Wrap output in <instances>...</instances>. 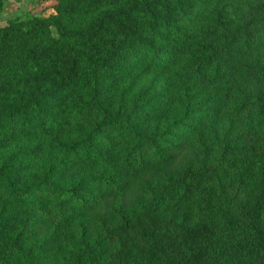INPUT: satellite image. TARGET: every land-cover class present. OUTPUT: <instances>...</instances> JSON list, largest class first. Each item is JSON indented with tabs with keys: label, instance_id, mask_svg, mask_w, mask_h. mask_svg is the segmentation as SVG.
Wrapping results in <instances>:
<instances>
[{
	"label": "trees",
	"instance_id": "16d2710c",
	"mask_svg": "<svg viewBox=\"0 0 264 264\" xmlns=\"http://www.w3.org/2000/svg\"><path fill=\"white\" fill-rule=\"evenodd\" d=\"M0 28V264H264V0H58Z\"/></svg>",
	"mask_w": 264,
	"mask_h": 264
},
{
	"label": "rangeland",
	"instance_id": "374dc122",
	"mask_svg": "<svg viewBox=\"0 0 264 264\" xmlns=\"http://www.w3.org/2000/svg\"><path fill=\"white\" fill-rule=\"evenodd\" d=\"M58 0H0V28L9 19L28 13L48 16Z\"/></svg>",
	"mask_w": 264,
	"mask_h": 264
}]
</instances>
